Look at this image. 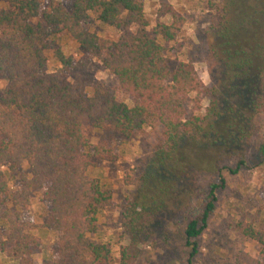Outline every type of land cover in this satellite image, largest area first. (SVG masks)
Segmentation results:
<instances>
[{"label":"trees","instance_id":"1","mask_svg":"<svg viewBox=\"0 0 264 264\" xmlns=\"http://www.w3.org/2000/svg\"><path fill=\"white\" fill-rule=\"evenodd\" d=\"M44 2L8 0L0 9V218L7 225L0 228V251L19 264H36L40 238L29 231L22 212L40 194L50 208L39 226L60 231L51 264H109L110 246L91 234L113 192L88 169L95 157L115 156L102 147L91 154L88 132L114 130L128 139L151 128L155 143L121 212L129 244L120 248V262L134 264L157 224L181 216L192 264L196 239L217 208V191L226 186L224 171L236 175L246 166L249 145L262 125L264 0L209 3L216 15L206 31L215 70L210 87L192 61L171 69L156 36L171 42L179 27L157 23L156 36L150 35L142 0H75L71 9L58 0H48L46 7ZM92 18L119 30V40L88 29ZM62 33L78 43L84 59L51 46L52 37ZM50 49L60 65L51 73L46 70ZM91 57L116 77L117 87L92 88L85 74ZM118 90L133 106L117 98ZM203 97L209 103L201 114ZM24 165L29 174L20 171ZM3 168L20 173L15 191L1 180ZM199 180L209 182L207 191ZM237 225L236 231L260 245V257L247 256L245 264H264V230Z\"/></svg>","mask_w":264,"mask_h":264},{"label":"rangeland","instance_id":"2","mask_svg":"<svg viewBox=\"0 0 264 264\" xmlns=\"http://www.w3.org/2000/svg\"><path fill=\"white\" fill-rule=\"evenodd\" d=\"M58 1L71 9L75 0ZM142 1L145 15L150 21L148 28L150 35L156 36L152 29L157 23H174L179 27L175 40L171 42L164 41L159 35L156 36L166 47L171 69L174 70L180 61H192L205 86L210 87L214 83L215 70L210 66L207 56L206 31L216 21V15L210 10L209 3L219 0ZM47 4L48 0H45L43 7ZM7 6L8 0H0V9ZM86 27L114 41L120 38L119 30L104 26L94 18L86 23ZM51 46L60 47L66 56H72L75 60L84 59L78 43L66 33L54 35ZM53 52L54 49H50L47 53L46 70L49 73L60 68ZM85 74L91 80L92 88L97 86L115 88L118 85L116 77L97 58H89ZM2 87L3 82L0 80V90ZM195 96L192 94L190 98ZM117 98L128 106H133L132 99L122 91H117ZM208 101V98H202V109L197 113H204ZM191 106V103H188L190 113ZM260 119L262 125L249 145L246 166L236 175L224 171L226 186L217 191V208L210 216L206 229L196 239L198 251L192 264H245L247 256L260 257L258 242L235 229L237 223H249L255 229L264 230V155L261 154V147L264 145V116ZM88 139V150L91 154L95 153L96 147H102L110 150L115 156L114 160L95 157L94 165L88 169L91 177L98 178L113 192V202L98 214V229L91 237L96 242L110 246L109 264H121L120 248L129 244V238L121 226V212L134 190V185L130 183L139 177L144 160L155 143V135L151 128H146L145 131L128 139L114 130H90ZM229 165L233 166L234 162ZM20 171L29 174V166L24 165ZM19 174L3 168L1 180L8 183L10 191L18 189ZM198 182L201 188L208 190V181ZM47 203L50 208V202L37 194L31 207L23 210L22 220L29 224L30 232L38 231L40 224L37 222H40L49 210ZM1 212L0 208V214ZM173 218L171 223L166 221L157 224L153 236L141 244L139 257L134 264H188L190 248L186 245L183 232L184 220L181 216ZM0 228L2 231L7 230V225L1 218ZM55 231L52 237L44 236V240H40V248L33 254L36 264L52 263L57 251L56 238L60 235V231ZM0 264L12 263L0 258Z\"/></svg>","mask_w":264,"mask_h":264},{"label":"crops","instance_id":"3","mask_svg":"<svg viewBox=\"0 0 264 264\" xmlns=\"http://www.w3.org/2000/svg\"><path fill=\"white\" fill-rule=\"evenodd\" d=\"M47 206H48V208H49V203H47ZM33 215V214H32ZM45 216V215H44ZM43 216V217H44ZM29 218H27V220H28ZM42 222V218H41V221L40 222H37L38 224H40ZM54 232H56L54 229H48V228H43V227H38V231H35V232H32L33 234H35L37 237H39L40 238V240H44V236L45 237H52V233H54ZM46 241H48L47 239H46ZM0 253L2 254V255H0V258L1 259H3V258H5L9 263H12V264H19L17 261H14V260H12V259H8L7 257H6V255L4 254V253H2L1 251H0ZM39 264H41V263H39Z\"/></svg>","mask_w":264,"mask_h":264}]
</instances>
